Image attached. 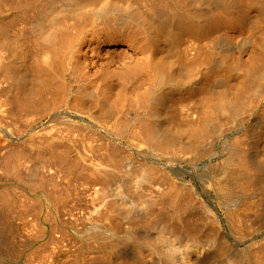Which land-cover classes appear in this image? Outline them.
Returning a JSON list of instances; mask_svg holds the SVG:
<instances>
[{
    "label": "rangeland",
    "instance_id": "rangeland-1",
    "mask_svg": "<svg viewBox=\"0 0 264 264\" xmlns=\"http://www.w3.org/2000/svg\"><path fill=\"white\" fill-rule=\"evenodd\" d=\"M0 1V251H3V254H0V264H169L165 256L167 251L165 242L168 240V243L174 241L185 243L187 240L193 241L194 239L193 242H197L198 239L201 247L204 246L207 251L209 250L204 256L199 257V255L195 254L197 255L196 264H264V207L261 206L264 204L262 202L264 200V198L262 199L264 197L263 0H161V2L160 0H153L156 6L160 5L158 7L164 14L162 15L160 12V15H162V21H165L166 25L169 23L168 20H172L177 15L181 17L189 16L195 20L196 24L199 22L197 26L202 25L199 30L188 29L189 31L186 30L187 32H181L177 20L181 17L177 16V22L172 20V24L171 21L169 23V25L173 26L176 36L168 40V42L166 41L162 45L158 44L157 46H151L150 41H147V35L145 33V35L142 34L137 28L128 29V32L131 31L130 33H133L132 31L136 33L137 31V34H139L138 39L134 43L138 42L137 40L143 41V43L141 46L140 42H138L139 44L136 43L138 45L132 44L131 47L133 49L124 52L125 57L122 55L123 53H120V51L124 50L123 45H101V47L100 45H92L90 48L83 45L85 42L90 41L91 38L98 37V33L94 32L96 29L91 23L92 19L85 18L82 14H79L80 16H76L73 19L69 15L71 20L67 17L69 11H67V4L63 0L58 1H62L63 3H61L66 5L67 10H65V6H62L56 0ZM167 3L168 5H166ZM147 8L143 7V12L147 11L146 14L150 10ZM177 9L181 10L180 14L177 13ZM188 10L191 15H189ZM168 12L172 13L168 15ZM174 13L176 16H174ZM192 14L196 15V17ZM64 15L66 16L65 18ZM170 15L171 17H168ZM101 20L104 21L105 18L100 19V22H102ZM68 23L70 24L67 25ZM54 27L57 30L53 29ZM143 35L144 37H142ZM71 40L75 41V43ZM2 42L6 43V45L4 46ZM53 43L56 44L54 45ZM68 45L72 46V53L65 55L62 51ZM150 46L154 48H152V51L149 49ZM112 47L115 48L114 52L109 53ZM50 48V51H46V49ZM145 50L147 54H145ZM149 50L156 53H152L153 56L155 55V61L164 64L163 74L168 81L167 85L162 89L163 91L165 90V93L163 91H161L162 94L156 93L159 92L158 83L152 85L155 75L141 69L140 72L143 74L137 70L138 72L129 78L131 80H128V82L123 81L124 83L127 82V85H124L121 79L116 80L114 78L112 82L118 85V81H121L127 88L126 92L134 89L135 93H141L139 88L145 86L144 89L147 94L151 91H153L151 93H154L149 94L150 98L146 95V91L141 89L142 87L140 88L142 91L140 94L142 95L141 99L136 97L137 94L135 95L134 92L131 91L132 93H130L129 91L128 96L130 98L127 96L129 100L123 98L127 95L126 93H123L122 97L116 96L118 94L117 90L113 91V88L104 87L106 91L99 89L102 80L99 78L100 82L94 77L98 72L100 73L101 62L111 61L108 67L109 72L115 74L116 71L120 72L123 68L126 69L132 59L138 62L141 59L150 57ZM78 51L80 52L78 53ZM140 51L143 52L141 53ZM70 55L74 57L72 59V67L69 69L66 66ZM85 55L88 56L85 57ZM91 55L93 56L91 57ZM100 55L102 58L98 57ZM63 58L64 60H62ZM76 58L83 61L81 62ZM136 58L138 59L136 60ZM254 58L257 59L255 62L259 60L261 64H258L260 62L255 63ZM51 59L59 63V65L61 64V67H59L62 72L66 71L63 74L66 76L67 83L69 80H73L72 83L74 84H87L91 90L97 89L96 92L99 96L95 95L100 97L103 92L104 97L106 94L108 98H104L101 95L102 98H99L101 100L99 102L98 97L93 95L95 100H92L93 96L91 95L92 97H86L88 101L85 98L82 100V97L81 103V100L73 102L71 97V99L69 96L67 98V95L65 97L60 90H54L56 92L50 90L49 93L45 90L43 92V89L39 87L42 91L37 88L38 92H40L37 94L36 91L35 93V90H31L33 89L31 84L34 83H31V81H34L33 78L39 80L48 75V73H45L47 70L44 65ZM113 60H115L114 63ZM43 62L44 65H42ZM86 62L87 64H85ZM252 63L255 64L253 65ZM39 64L41 68H39ZM83 64L86 66H83ZM77 65L80 66L76 67ZM255 65L258 67L255 68ZM42 66H44L46 71ZM85 68L87 69L84 71L83 69ZM41 69L44 70L43 73ZM76 69L78 73L76 72L74 75ZM96 69L99 71L97 72ZM72 70L75 71L72 72ZM80 70L83 72L81 73ZM86 74H89L88 78L85 77L87 76ZM148 74L150 77L153 76L152 79L149 77L151 82H148L149 78L145 76ZM81 76L83 78L80 79ZM37 77L40 78L38 79ZM86 80L87 82H82ZM94 83H96L98 88ZM131 83L137 85L133 87ZM145 84H150V89ZM139 85L141 86L139 87ZM127 86L131 87V89L128 90ZM151 86L153 89H151ZM155 86L157 87L155 88ZM91 87L96 88L92 89ZM28 88L30 95L29 92L25 93ZM34 89L36 88L34 87ZM32 91L35 94H32ZM110 91L111 93L112 91L115 92L112 93V96L114 94L113 98L110 95L111 93H109ZM105 92H108L109 95ZM143 93L145 94L143 95ZM155 94H158V96H154ZM31 96L32 98H29ZM143 96H147L148 101L150 99V105L153 107V114L151 111L152 117L149 118L151 119L152 128L155 129L157 134L156 142L163 146H169L166 141H169V139L173 140L174 146L179 145L178 148L173 146L172 149L174 150H179V147L189 149V146L195 143L197 146H201L197 147L196 150L195 148H190L191 152L185 150V155H180V157L183 156L182 158L177 156V159L172 156L171 159L170 156L157 155L149 143L140 149L135 148L130 142L132 141V130L134 131L137 127L138 129L142 128L146 123V120L142 118H147L146 116L150 115V113H145L146 108L150 106L149 103H145V105L143 102V106L140 105ZM115 98L118 100L120 98L121 101L116 99L115 102ZM164 98H168V100L164 101ZM42 99L44 100L41 102ZM108 99H110V102H108ZM70 100L74 104L70 103ZM85 100L87 103H85ZM102 100L107 101V103ZM101 102L107 105H101ZM132 102L136 107L132 105V108H130ZM137 102L140 103L138 104ZM77 103H81L79 111L77 109L80 106ZM75 104L78 106L74 107ZM140 107L143 110L141 115L142 110L139 109ZM240 109H242L243 115H240ZM237 112H240V114ZM138 117L139 120L137 121ZM104 122L105 125H103ZM114 128L121 129V131L124 129L123 137H118L110 132V129L114 130ZM75 137L79 139L77 140ZM85 137L86 140H84ZM234 141L237 142L238 147L241 145V148H239L245 154L244 156L242 153L244 159L246 158V161L250 163V169H254L251 173L254 175L253 177L256 175L257 181L252 178L254 180V182L252 180V183H257L254 188L256 186L258 189L255 188L257 190L254 195L249 194L246 196L247 200L246 197H244L245 199L241 198V201L238 199H225L226 202L224 203V198L221 200L222 197H218L219 193L217 188L214 187L217 181L219 182L220 179L223 181V178L226 177L222 166L227 158H232L236 152L237 144L235 143V147ZM210 142L213 143L211 144ZM90 144H93L92 147ZM105 145L111 149L108 148L110 149L108 151ZM172 145L170 146L172 147ZM83 146L87 148V151L90 150V153L87 154L89 159L98 158V156L103 157L105 151V154L107 153L109 156L106 154L107 156L105 155L104 158L110 157L113 151L118 150L116 152L120 153L119 160L122 163L119 166V171L123 177L122 181L124 180V187L134 192L133 194L132 192L131 194L129 193L131 200L125 201L115 196V182H110L109 180L105 182L99 176L93 175L91 169L86 166L88 164L86 161L89 159L85 155L87 151L85 149L82 150V148H85ZM209 149L212 150L213 154ZM80 150L83 152L82 154L85 152L84 156H82L81 152H78ZM111 150L113 151L111 152ZM192 150L195 154L199 150L203 152L199 151V156L196 154L198 156L196 158L195 154L192 155ZM92 151L93 153L96 152V156H92ZM230 151L232 153L235 152L232 154ZM78 154L83 158L80 156L78 158ZM83 159L86 161H83ZM68 163L71 165L70 168ZM216 166H220L221 170H219L220 167L217 168ZM212 168L214 171L211 170ZM224 175L225 177H221ZM148 176L154 177L151 185L147 183L148 181L144 182ZM213 182H216L215 186ZM188 185L193 187L196 194L198 193L199 203L203 202L201 204H204L202 207H200V204V206L194 207L189 203L190 200L187 199L189 191L188 189L186 190ZM177 189L179 190L178 192L176 191ZM168 190L172 194H183V192L186 193L188 191L184 194L185 196L187 195V200H185V203L179 204L180 206H173L171 197L164 195L169 192ZM102 191L106 192L107 199L104 200L105 203L100 198ZM164 191L166 192L164 193ZM157 196L161 199L155 201V199H158ZM153 198L155 199L153 200ZM251 198L254 204L257 203L255 201H258V204L255 205L257 206L256 208L251 203L253 202ZM248 199L251 202H248ZM245 202L248 205L250 203L253 204L252 206L254 207H247ZM101 203H103L102 206ZM184 204L191 207L187 205L185 207ZM151 207L153 210H158L159 216L155 219L153 218L152 221L149 219L150 221H147L148 224L145 223L144 225L146 220L142 221V219L144 217L146 219V214ZM236 207L239 208V213L242 214L241 219L245 218L244 220H246L242 222L243 228L245 226L247 229L250 227V230L246 229V236H243L245 235L243 234L242 239L236 234L237 231H234L235 224L234 220H232L233 218H231L233 215L229 216L234 211H237ZM258 207L261 210L259 208L256 212H260V217L259 213L254 212ZM241 209L243 210L241 211ZM106 210L111 213L112 216L110 217L113 218L109 219L110 222H108L112 226H116V229L120 228H118L119 233L117 236L120 239L114 243V247L111 245L112 242H104L102 244V242L95 241L94 243L90 236L93 233L90 230L94 227L92 224L94 222L96 224L102 223V218H104L102 215L104 216V213L107 212ZM209 211L214 216L217 215L216 219H218L219 225L216 226L220 231H216L215 224L210 219L209 214H207ZM243 213H246V217ZM248 213L256 218L250 214L248 215ZM99 219L102 221L100 220L99 222ZM139 221H142L143 224L140 225L142 222L139 223ZM137 224L139 225L134 227ZM178 224H180L179 229L181 226L180 231L177 228ZM172 225L176 229H173ZM193 225H195V228ZM232 226H234V229ZM127 227L129 229L132 227V230L130 231ZM167 227L170 230L171 228L173 229L171 230L172 234ZM175 230L177 231L174 232ZM246 230L242 232L245 233ZM128 231L129 234H132L130 235L131 238L128 236ZM191 231L196 232L192 233ZM175 234L178 235L176 236ZM87 235H89L88 238L90 240ZM97 242L99 246L102 244L100 248L96 244ZM105 244H110V246ZM2 245L6 250H3ZM104 245L107 246V249ZM207 245L210 246L207 247ZM4 251L6 252L4 253Z\"/></svg>",
    "mask_w": 264,
    "mask_h": 264
},
{
    "label": "bare ground",
    "instance_id": "bare-ground-1",
    "mask_svg": "<svg viewBox=\"0 0 264 264\" xmlns=\"http://www.w3.org/2000/svg\"><path fill=\"white\" fill-rule=\"evenodd\" d=\"M11 1V0H10ZM20 1V0H19ZM53 1V0H52ZM57 2H59L60 4H62L60 1H58V0H56ZM64 1V3L65 4H67V9H66V5L65 4H62V6H65L64 8H65V10H67V11H69V14H68V12H67V17H69L70 18V16H71V18L73 19V18H75L76 16L78 17V16H80L79 14H82V16L83 17H85V18H91L92 19V22L91 23H93V25H94V27H95V29L97 30H94V32H97L98 33V37H94V38H91L90 39V41H87V42H85L83 45H86L88 48H90L92 45H96V46H99L100 45V47H101V45L102 46H105V45H123L122 47H123V49L124 50H122V51H120V50H118V51H120V53L124 56V52H126L127 50H132L133 48L131 47V45L132 44H136V43H138V42H140L139 40H137L138 42H136V43H134V41H136V39H138L137 37H139L138 35L139 34H137L138 32L136 31V33H134V31H132L133 33H130V32H128V29H132L133 27H135V28H137V30L138 31H141L142 32V34H146L147 35V37L149 38H147V41L149 42V43H151L150 45L151 46H157L158 44L159 45H162L164 42H168V40H170V39H172V38H174L175 36H176V33L174 32V29H173V26L171 25L172 24V20H176V17L178 16H180V15H177L176 16V12L173 14L174 16H176V17H172L173 19L171 20L170 18V21H171V24L169 25V23H170V21L168 20V18H167V15H166V18H167V20H168V25H166V23H165V21L163 22L162 21V15H164V14H162V12H161V9L158 7V6H160V5H155V3H154V1H156V0H127L128 2L126 3V0H63ZM159 1V0H158ZM167 1V0H166ZM260 1V0H259ZM264 1V0H263ZM1 2V1H0ZM26 2V1H25ZM37 2V1H36ZM160 2H161V0H160ZM262 2V1H261ZM10 3V2H9ZM21 3V2H20ZM55 4H56V2H54ZM53 3V4H54ZM59 3H57V4H59ZM183 3V2H182ZM36 4V3H35ZM165 4V3H164ZM184 4V3H183ZM10 5V4H9ZM166 5H168V3L166 4ZM165 5V6H166ZM170 5V4H169ZM173 5V4H172ZM193 5V4H192ZM40 6V5H39ZM61 6V5H60ZM162 6H163V3H162ZM185 6H187V5H185ZM10 7H11V5H10ZM18 7V6H17ZM143 7H148L147 9H150L149 10V13H147L146 14V12L144 11L143 12ZM29 8V7H28ZM60 8V7H59ZM159 8V9H158ZM176 8H178V7H176ZM192 8V7H191ZM64 10V11H65ZM166 10V9H165ZM165 10H164V12H165ZM175 10V9H174ZM178 10V9H177ZM185 10V9H184ZM187 10V9H186ZM192 10H193V8H192ZM196 10V9H195ZM171 11V10H170ZM176 11V10H175ZM181 10H178L177 11V13H181L180 12ZM189 11V10H188ZM46 12V11H45ZM61 12H62V10H61ZM160 12H161V14L162 15H160ZM194 12V11H193ZM22 13V12H21ZM60 13V12H59ZM170 13H172V12H168L167 14L169 15ZM189 13H190V11H189ZM189 13H187V14H189ZM184 14H185V12H184ZM184 14H181V15H184ZM203 14V13H202ZM60 15V14H59ZM63 15V14H62ZM70 15V16H69ZM186 15V14H185ZM189 15H191V13L189 14ZM192 15H194V14H192ZM197 15H198V13H197ZM61 16V15H60ZM195 17H196V15H194ZM200 16V15H199ZM59 17V16H58ZM62 17V16H61ZM66 16L64 15V18H65ZM83 17H81V18H83ZM168 17H171V15L170 16H168ZM177 17V18H178ZM181 17V16H180ZM216 17V16H215ZM70 18V19H71ZM102 18H105V20L104 21H102V22H100V19H102ZM165 18V17H164ZM194 18V17H193ZM199 18V17H198ZM71 19V20H72ZM80 19V18H79ZM26 20V19H25ZM81 20V19H80ZM178 20V25H179V30L181 31V32H183V31H189L188 29H195L194 31H196V30H199V27L202 25H198L197 26V24H199V22L196 24V22H195V20H193L192 18H190L189 16H187V17H184V16H182L181 18H178L177 19ZM177 20L176 21H174V22H177ZM201 20V19H200ZM59 21V20H58ZM57 21V22H58ZM83 21V20H82ZM60 22V21H59ZM71 22V21H70ZM74 22V21H73ZM77 22V21H76ZM90 22V21H89ZM89 22H87V23H89ZM192 22V23H191ZM38 23H39V21H38ZM62 23V22H61ZM72 23V22H71ZM75 23V22H74ZM80 23V22H79ZM83 23V22H82ZM86 23V24H87ZM202 23V22H201ZM64 24H66V23H64ZM70 23H68L67 25H69ZM76 24V23H75ZM86 24H84V25H86ZM174 24V23H173ZM83 25V24H82ZM42 26V25H41ZM44 26V25H43ZM62 26V25H61ZM66 26V25H65ZM76 26V25H75ZM79 26V25H78ZM77 26V27H78ZM57 27V26H56ZM70 27V26H69ZM74 27V26H73ZM79 27H81V26H79ZM86 27V26H85ZM126 27H129V28H127L126 29ZM59 28V27H58ZM66 28H67V26H66ZM71 28H72V26H71ZM87 28H88V26H87ZM134 28V29H135ZM34 29V28H33ZM53 29H55V27L53 28ZM77 29H80V28H77ZM27 30V29H26ZM55 30H57V29H55ZM59 30V29H58ZM83 30H85V29H83ZM82 30V31H83ZM133 30V29H132ZM192 30V31H193ZM41 31H43V30H41ZM46 31V30H45ZM186 31V32H187ZM191 31V32H192ZM193 31V32H194ZM5 32V31H4ZM44 32V31H43ZM140 32V33H141ZM188 33H190V32H188ZM45 34H46V32H45ZM59 34V33H58ZM68 34V33H67ZM96 34V33H95ZM141 34V35H142ZM144 34V35H145ZM1 35V34H0ZM63 35H64V33H63ZM62 35V36H63ZM66 35V34H65ZM144 35L142 36V37H144ZM43 36H44V34H43ZM57 36V35H56ZM61 37V36H60ZM65 37V36H64ZM90 38V37H89ZM3 39V38H2ZM5 39V38H4ZM65 39V38H64ZM67 39V38H66ZM76 39V38H75ZM78 39V38H77ZM86 39H88V38H86ZM141 39V38H140ZM9 40V39H8ZM15 40V39H14ZM59 40V39H58ZM62 40V39H61ZM70 40V39H69ZM142 40H143V38H142ZM28 41V40H27ZM34 41V40H33ZM71 41H73V40H71ZM77 41V40H76ZM245 41V40H244ZM3 42H4V40H3ZM2 42V44L5 46L6 45V43L4 44ZM55 42H56V40H55ZM65 42V41H64ZM147 42V44H149ZM246 42V41H245ZM31 43V42H30ZM61 43H62V41H61ZM73 43H75V41H73ZM142 43H143V41L142 42H140V46L142 45ZM9 44V43H8ZM54 45L56 44V43H53ZM63 44V43H62ZM61 44V45H62ZM71 44V43H70ZM139 44V43H138ZM138 44H136V45H138ZM15 45H16V43H15ZM14 45V46H15ZM49 45V44H48ZM58 45H60V44H58ZM71 45H73V44H71ZM71 45H68V46H65L66 48L63 50L62 48V52L66 55H68V54H70V53H72V46ZM135 45V46H136ZM20 46V45H19ZM42 46H44V45H42ZM46 46V45H45ZM134 46V47H135ZM150 46V47H151ZM17 47V46H16ZM33 47V46H32ZM34 47H35V45H34ZM143 47V46H142ZM149 47V49H151V51L154 49L153 47H151L150 48ZM159 47V46H158ZM31 48V47H30ZM36 48V47H35ZM39 48V47H38ZM47 48V47H46ZM104 48V47H103ZM138 48V47H137ZM146 48V47H145ZM153 48V49H152ZM156 48V47H155ZM14 49V48H13ZM43 49V48H42ZM42 49H40V51H42ZM55 49V48H54ZM74 49V48H73ZM81 49V48H80ZM107 49V48H106ZM114 47H112V48H110V50H109V53H113L114 52ZM120 49H122L121 47H120ZM148 49V48H147ZM51 50V48L50 49H46V51H50ZM86 50H87V48H86ZM90 50V49H89ZM136 50V49H135ZM138 50V49H137ZM139 50H141L140 48H139ZM44 51V50H43ZM83 51V50H82ZM92 51V50H91ZM105 51V50H104ZM103 51V52H104ZM148 51V50H147ZM150 51V50H149ZM150 51V57H148V58H146V59H141V60H139L138 62L137 61H134V59H132V57L129 55V57H131V59L134 61H130L129 63H128V66H127V68H126V66H125V68L126 69H122V71H120V72H118V71H116V73L115 72H113V73H115V74H111L110 72H109V65L111 64V61H108V62H101V64H100V67H99V70H100V73L98 72L99 70H97V74L95 75V79H98L99 80V78H101V80H102V84H101V87L99 88V89H102L103 91L105 90L106 91V89H104V87L106 88H108V89H112L113 88V91L114 90H117V95L116 96H121V95H124L123 93H126L127 95H125L123 98H127V96H128V92L130 91L129 89H131V87L129 88V86H127L128 87V92H126V90H127V88L124 86V85H127L126 83L128 82V80H131V79H129V78H131L133 75H135V73H137L138 71L137 70H139V72H140V69L141 70H144L145 72L146 71H148V73H153V75H155L154 77H155V79L157 78V80H155L154 78H153V82H152V85H155V84H157L158 85V91L159 92H156V93H161L162 94V92L161 91H163L162 89L167 85V83H168V81L165 79V76H164V74H163V72H164V69H163V63H161V62H157V61H155V59H154V57H155V55L153 56L152 55V53L153 54H156V53H154V52H151ZM18 52V51H17ZM20 52V51H19ZM80 51H78V53H79ZM106 52V51H105ZM141 53L143 52V51H140ZM144 52H146V50L144 51ZM156 52V51H155ZM14 53V52H13ZM26 53V52H25ZM46 53H48V52H46ZM54 53V52H53ZM62 53V54H63ZM95 53H96V51H95ZM102 53V52H101ZM119 53V52H118ZM129 53V52H128ZM139 53V52H138ZM28 54V53H27ZM38 54V53H37ZM63 54V55H64ZM81 54V53H80ZM90 54V53H89ZM145 54H147V52L145 53ZM149 54H148V56H149ZM79 55V54H78ZM96 55V54H95ZM106 55V54H105ZM110 55V54H109ZM126 55V54H125ZM132 55V54H131ZM32 56V55H31ZM42 56V55H41ZM48 56V55H47ZM52 56V55H51ZM59 56V55H58ZM76 56H77V54H76ZM75 56V57H76ZM81 56V55H80ZM83 56V55H82ZM88 56V55H87ZM86 55H85V57H87ZM93 55H91V57H92ZM144 56V55H143ZM57 57V56H56ZM67 57V56H66ZM73 55L71 56L70 55V57H69V59L67 60V66L66 67H68L69 69L72 67V59H73ZM90 57V58H91ZM98 57H101V55L100 56H98ZM104 57V56H103ZM112 57H114L113 55H112ZM125 57V56H124ZM128 57V56H127ZM127 57H126V59H127ZM136 57V56H135ZM102 58V57H101ZM105 58H106V56H105ZM109 58V57H108ZM58 59H60V58H58ZM76 59H79V58H76ZM86 59V58H85ZM107 59V58H106ZM138 58H136V60H137ZM54 60H55V58H54ZM62 60H64V58L62 59ZM80 60V59H79ZM105 60V59H104ZM111 60V59H110ZM255 60H257L256 58H254V62H255ZM59 61V60H58ZM74 61H75V59H74ZM81 61V60H80ZM83 61V60H82ZM81 61V62H82ZM102 61V60H101ZM114 61L115 60H113V63H114ZM122 61V60H121ZM35 62V61H34ZM77 62H79L78 60H77ZM87 62H88V60H87ZM87 62L85 63V64H87ZM90 62V61H89ZM94 62H95V59H94ZM252 62V61H251ZM257 63L258 62H260L259 60L258 61H256ZM255 62V63H256ZM36 63V62H35ZM38 63V62H37ZM63 63H65V61H63ZM119 63V62H118ZM127 63V62H126ZM125 63V64H126ZM254 63V64H255ZM66 64V63H65ZM85 64H83V66L85 65ZM98 64V65H99ZM120 64V63H119ZM119 64H118V66H119ZM253 64V63H252ZM253 64V65H254ZM258 64H261V62L260 63H258ZM30 65H31V63H30ZM42 65H44V62L42 63ZM64 65V64H63ZM62 65V66H63ZM76 65V64H75ZM74 65V66H75ZM80 65H81V63H80ZM80 65H77L76 67H78V66H80ZM91 66H92V64H90ZM90 65H89V68H90ZM121 65V64H120ZM123 65V64H122ZM257 65V64H256ZM255 65V68L256 67H258V66H256ZM32 66V65H31ZM38 66H40V64L38 65ZM44 66H46V70L44 69ZM44 66H42V68L46 71L45 73H48V75L45 77V75H43L45 78H41V79H39L38 77V79L39 80H36L35 78H33V80L34 81H31V83L32 82H34L33 84H31V85H33V89H31V90H35L34 92L36 93V91H37V94L40 92H38V89L39 90H41L40 88H42L43 89V92H44V90L45 91H48L49 93H50V90H60V92H62L61 94H63L64 96L65 95H67V98H68V96H69V98L71 97L72 99H73V102L75 101V102H77L78 100L80 101L81 100V98H82V100L85 98L86 99V97L88 98V96H90V97H92L93 95L94 96H96V97H98L99 96V94H97V92H96V90H91L89 87H88V85L87 84H85V85H82L81 83H79V84H74V83H72L73 82V80H69V82L67 83L66 82V79H65V77L66 76H64V74L63 73H65V72H62V70L60 69V67H61V64L59 65V63H56V61H53L52 59L50 60V61H47V63H46V65H44ZM60 66V67H59ZM86 66V65H85ZM36 67V66H35ZM76 67H74V68H76ZM81 67H82V65H81ZM123 67H124V65H123ZM39 68H41V66L39 67ZM84 68V67H83ZM115 68V67H114ZM80 69V68H79ZM82 69V68H81ZM87 68H85V69H83L84 71L86 70ZM42 70V69H41ZM44 70H42V73L44 72ZM95 70V71H96ZM32 71V70H31ZM38 71V70H37ZM36 71V72H37ZM40 71V70H39ZM70 71V70H69ZM75 70H72V72H74ZM81 71V73L83 72L82 70H80ZM76 72L78 73V71H77V69H76V71H75V73H74V75L76 74ZM89 72V71H88ZM87 72V73H88ZM118 72V73H117ZM42 73H40V74H42ZM80 73V72H79ZM93 73V72H92ZM91 73V74H92ZM140 73H142V72H140ZM33 74H35V73H33ZM32 74V75H33ZM72 74V73H71ZM143 74V73H142ZM80 75V74H79ZM84 75V74H83ZM87 75V74H86ZM89 75V74H88ZM88 75L87 76H85V77H87L88 78ZM34 76H36V75H34ZM145 76H147V78H149L150 77V75L148 74V75H145ZM151 76H152V74H151ZM32 77V76H31ZM70 77H72V76H70ZM69 77V78H70ZM93 77V76H92ZM138 77V76H137ZM142 77V76H141ZM153 77V76H152ZM152 77H150L151 79H152ZM81 78H83L82 76L80 77V79ZM90 78H91V76H90ZM114 78H116V80H119V79H121V81L123 82V81H127V82H123L124 83V85L121 83V81H118V85H116L115 84V82H114V84H113V82H112V79H114ZM139 78V77H138ZM150 78H149V81L148 82H151V80H150ZM74 79V78H73ZM86 79V78H85ZM134 79V78H133ZM133 79H132V81H133ZM141 79V78H140ZM83 80V79H82ZM88 80V79H87ZM87 80L86 81H82V82H87ZM101 80H99L100 82H101ZM147 80V79H146ZM76 81V80H75ZM92 81L94 82V80H93V78H92ZM97 81V80H96ZM95 81V82H96ZM131 81V82H132ZM77 82V81H76ZM98 83V82H97ZM134 83V82H133ZM136 83V82H135ZM144 83H145V81H144ZM146 83H147V81H146ZM154 83V84H153ZM90 84V83H89ZM91 84H92V82H91ZM95 84V86H96V83H94ZM100 84V83H99ZM35 85V86H34ZM87 85V86H86ZM93 85V84H92ZM129 85V84H128ZM134 85H137V84H134ZM134 85L131 83V86H133L134 87ZM142 85V84H141ZM141 85H139V87L141 86ZM146 86H148V88L150 87L149 85H147V84H145ZM90 86V85H89ZM94 86V85H93ZM26 87H28V86H26ZM34 87L36 88V89H34ZM40 87V88H39ZM97 87V86H96ZM96 87H93V88H96ZM142 87V86H141ZM140 87V88H141ZM145 87V86H144ZM144 87H142L141 89L142 90H145L144 89ZM157 86H155V88H156ZM38 88V89H37ZM92 88V87H91ZM92 88V89H93ZM98 88V87H97ZM115 88V89H114ZM140 88H139V92H141L142 93V91L140 90ZM26 89V88H25ZM150 89V88H149ZM148 89V90H149ZM151 89H153L152 88V86H151ZM101 90V91H102ZM42 91V90H41ZM101 91H100V93H101ZM112 91V93H115V92H113ZM131 91H132V89H131ZM130 91V93H132V92H134L135 90L133 89V91L131 92ZM146 91V90H145ZM156 91H157V89H156ZM165 91V90H164ZM163 91V92H164ZM25 92V91H24ZM29 92V95H30V90H29V88L27 89V92H25V93H28ZM33 92V91H32ZM32 93V94H35V93ZM42 92V93H43ZM52 92V91H51ZM54 92H56V91H54ZM136 92H138V91H136ZM144 92V91H143ZM148 92H150V91H148ZM151 92H153V91H151ZM149 93L150 95L151 94H154V93ZM47 93V92H46ZM89 93V94H88ZM103 93V92H102ZM101 93V95L104 97V94H102ZM105 93H107L108 94V92H105ZM109 93H111V91L109 92ZM112 93L110 94L111 96H112ZM135 93V92H134ZM141 93H135V95L137 94V96L136 97H138V98H140L141 99V96L142 95H140ZM165 93V92H164ZM48 94V93H47ZM46 94V95H47ZM56 94V93H55ZM58 94V93H57ZM86 94H88V95H86ZM95 94H97V95H95ZM140 95V97H139V95ZM145 93H143V95H144ZM149 94H147V91H146V95H148L149 96ZM25 95H27V94H25ZM28 95V96H29ZM40 95V94H39ZM42 95V94H41ZM51 95V94H50ZM60 95V94H59ZM58 95V96H59ZM86 95V96H85ZM92 95V96H91ZM101 95H100V97H101ZM109 95V94H108ZM107 95V96H108ZM130 95H132V94H130ZM160 95V94H159ZM57 96V95H56ZM61 96V95H60ZM94 96H93V99L92 100H95L94 99ZM113 96H114V94H113ZM113 96H112V98H113ZM154 96H158V94L156 95H154ZM162 96V95H161ZM165 96V95H164ZM15 97H17V96H15ZM19 97V96H18ZM27 97V96H26ZM34 97V96H33ZM47 97V96H46ZM66 97V96H65ZM95 97V98H96ZM100 97H98L97 99L99 100V98ZM105 97H106V94H105ZM104 97V98H105ZM122 97V96H121ZM152 97V96H151ZM160 97V96H159ZM29 98H32V96L31 97H29ZM70 98V99H71ZM102 98V97H101ZM106 98H108V97H106ZM109 98H110V96H109ZM111 98V100H113ZM118 98V97H117ZM117 98H115V102H116V99ZM128 98H130L129 96H128ZM127 98V99H128ZM144 98H145V100H146V102H145V100H144ZM149 98H150V96H149ZM154 98H156V97H154ZM158 98V97H157ZM169 98V97H168ZM168 98H164L165 100L164 101H167L168 100ZM44 99H46V98H44ZM44 99H42L41 100V102L44 100ZM126 99V100H127ZM133 99V98H132ZM131 99V100H132ZM140 99H139V101H140ZM20 100H21V98H20ZM36 100V99H35ZM67 100V99H66ZM77 100V101H76ZM82 100H81V103H82ZM87 100V99H86ZM86 100H85V103H87L86 102ZM106 100V99H105ZM105 100H102V101H105ZM110 99H108V102H110L109 101ZM118 100V99H117ZM119 100H120V98H119ZM118 100V101H119ZM129 100V99H128ZM156 100V99H155ZM25 101V100H24ZM47 101V100H46ZM78 101V102H79ZM88 101V100H87ZM101 100H99V102H100ZM118 101H117V103H118ZM121 101V100H120ZM123 101V100H122ZM125 101V100H124ZM134 101V100H133ZM148 101V98H147V96L146 97H144L143 96V98H142V102L140 103V102H137L138 104L140 103V105H142L143 106V102H144V104L145 103H149V105H150V99H149V101ZM152 101H154V99H152ZM151 101V102H152ZM157 101V100H156ZM73 102H71V100H70V103H73ZM106 103H107V101H105ZM112 102V101H111ZM130 102V101H129ZM136 102V101H135ZM155 102V101H154ZM153 102V103H154ZM25 103V102H24ZM81 103H77V104H79V106H80V104ZM102 104L101 105H103L104 103L103 102H101ZM120 103V102H119ZM126 103H127V101H126ZM22 104V103H21ZM74 104V103H73ZM129 104H131V103H129ZM138 104H137V106H138ZM251 104V103H250ZM65 105V104H64ZM67 105V104H66ZM71 105V104H70ZM85 105V104H84ZM105 106L107 105V104H104ZM109 105V104H108ZM132 105H134L133 104V102H132V104H131V107H130V105H129V107L130 108H132ZM146 105V104H145ZM252 105V104H251ZM71 106H73V105H71ZM76 106H78V105H74V107H76ZM127 106V105H126ZM126 106H124V107H126ZM135 106V105H134ZM133 106V107H134ZM108 107V106H107ZM123 107V106H122ZM136 107V106H135ZM72 108V107H71ZM128 108V107H127ZM129 108V109H130ZM143 108H145V107H143ZM153 107L150 105V106H148L147 108H146V110H145V113H150V115L148 116L147 114V118H142L143 120H146V123H145V125L144 126H142V128H139L138 129V127L136 128L137 129V131H133L132 130V133H133V135L130 137L131 139H132V141H130L131 143H132V145L135 147V148H137V149H140L142 146H147V144L149 143V144H151V146H152V149L154 150V152H156L157 153V155L159 154V155H162V156H164V155H166V156H170V158L172 159V157L174 158H176L177 156H179L180 157V155H185L184 153V151L186 150H188V152L190 151L191 152V150H190V148H195V150L197 149V147H200L201 145H199V146H197V144L195 143V144H192V145H190L189 146V149H182V148H180L179 147V150H174V149H172L173 148V146H174V144L172 143V141L169 139V141H166V144H168L169 146H163V145H161L160 143H158V142H156V137H157V134H156V131H155V129H153L152 128V125H151V115L153 114V109H152ZM247 108V107H246ZM245 108V109H246ZM248 108H250V106H248ZM28 109V108H27ZM74 109V108H73ZM79 109H81V106H80V108L78 107V111H79ZM126 109V108H125ZM140 110H142V108L140 107L139 108ZM243 109V108H242ZM242 109H240V111H241V114H240V112H237V113H239L240 115H243V112H242ZM72 110V109H71ZM75 111H76V109H74ZM124 110V109H123ZM151 111H152V114H151ZM243 111H244V109H243ZM80 113H81V111H80ZM119 113H121V112H119ZM143 113V110H142V112L140 113V115ZM236 113V114H237ZM245 113V112H244ZM87 114V113H86ZM114 114H115V112H114ZM139 115V114H138ZM240 115H238V117H240ZM117 116V115H116ZM118 116H120V115H118ZM143 116H145V115H143ZM79 117V116H78ZM109 117V116H108ZM150 117V118H149ZM76 118H77V116H76ZM82 118V117H81ZM102 119H104L103 117H101ZM101 118H99L100 120H101ZM109 119V118H108ZM99 120V121H100ZM139 120V117H138V119H137V121ZM86 122V121H85ZM101 122V121H100ZM103 122V121H102ZM74 123V122H73ZM87 123V122H86ZM88 123H90V122H88ZM108 123V122H107ZM122 124H123V122H122ZM142 124V123H141ZM79 125V124H78ZM100 125L102 126V124L100 123ZM103 125H105V122H104V124ZM120 125V124H119ZM125 125V124H124ZM129 125V124H128ZM140 125V124H139ZM94 126V125H93ZM115 126V125H114ZM113 126V127H114ZM123 126V125H122ZM126 126V125H125ZM134 126V125H133ZM119 127V126H118ZM141 127V126H140ZM105 128H107V127H105ZM123 128V127H122ZM126 128V127H125ZM99 129V128H98ZM113 129V128H112ZM132 129V128H131ZM101 130V129H100ZM124 130V129H123ZM123 130L121 131V129H116V128H114V130H111L110 129V132H112V133H114L116 136H118V137H123V135H124V132H123ZM168 131V130H167ZM174 131V130H173ZM129 132H130V130H129ZM70 133H72V132H70ZM131 133V134H132ZM127 134V133H126ZM159 134V133H158ZM126 136V135H125ZM160 136V135H159ZM172 136V135H171ZM169 137V136H168ZM58 138V137H57ZM62 138V137H61ZM68 138V137H67ZM69 138H71V137H69ZM76 139H77V137H75ZM45 139V138H44ZM79 139V138H78ZM77 139V140H78ZM211 139V138H210ZM84 140H86V137H85V139ZM42 141H43V139H42ZM206 141V140H205ZM44 142V141H43ZM77 142V141H76ZM86 142V141H85ZM87 142H89V141H87ZM198 142V141H197ZM208 142H209V140H208ZM238 142H239V140H238ZM42 143V142H41ZM66 143V142H65ZM74 143V142H73ZM91 143V142H90ZM200 143V142H199ZM198 143V144H199ZM204 143V142H203ZM211 143V142H210ZM213 143V142H212ZM211 143V144H212ZM237 144V142H235L234 141V145H235V147H236V144ZM81 144V143H80ZM107 144H109V143H107ZM146 144V145H145ZM173 144V145H172ZM201 144V143H200ZM209 144V143H208ZM44 145V144H43ZM91 145V144H90ZM93 145V144H92ZM92 145H91V147H92ZM110 145V144H109ZM170 145H172V147L170 146ZM207 145V144H206ZM48 146V145H47ZM81 146V145H80ZM89 146V145H88ZM106 146V145H105ZM111 146V145H110ZM176 146V145H175ZM174 146V147H175ZM179 146V145H178ZM178 146H176V148H178ZM209 146V145H208ZM233 146V145H232ZM241 146V145H240ZM239 146V147H240ZM67 147V146H66ZM69 147H70V145H69ZM82 147V146H81ZM83 147H85V146H83ZM94 147V146H93ZM104 147V146H103ZM107 147V146H106ZM212 147V146H211ZM234 147V146H233ZM234 147V148H235ZM238 147V144H237V149H235V154H233L231 151V153L234 155L232 158L230 157V155H228L230 158L228 159L227 157V160L226 159H224V160H226V162H224V165L222 166V170L224 171L223 173L226 175V177H225V175L224 176H221V177H225V178H223L222 180L223 181H221V179H220V181L218 182L217 181V183L216 182H213L214 183V186H215V183H216V186L214 187V188H217V191H218V193H219V195H218V197H222V199L221 200H223V198H224V200L225 199H230V200H234V199H238V200H240L241 198H244V197H246V196H248L249 194H255L254 192L258 189L256 186H257V183H252V178H254L255 179V181H257L256 180V175H255V177H253L254 175L251 173V171H254V169L253 168H251L250 169V167H249V165H250V163L248 162V161H246V158L244 159V157H243V155L245 156V154H244V152H242V150L240 149ZM54 148V147H53ZM72 148V147H71ZM108 148H110L109 146L107 147V149ZM111 148H112V146H111ZM110 148V149H111ZM40 149V148H39ZM45 149H46V147H45ZM50 149V148H49ZM58 149V148H57ZM80 149V148H79ZM86 150L87 151V148L85 147V148H82V150ZM93 149V148H92ZM110 149H108V151L110 150ZM201 149H203V148H201ZM232 149V148H231ZM47 150V149H46ZM53 150V149H52ZM88 150H89V148H88ZM93 150H96V149H93ZM115 150V149H114ZM194 150V151H195ZM210 150V149H209ZM69 151V150H68ZM74 151V150H73ZM72 151V152H73ZM90 151V150H89ZM89 151H87L86 152V154H85V152H84V154L87 156V158L89 159V155H87V154H89L90 152ZM113 150H111V152H112ZM116 151H118V150H115V151H113L112 152V155L110 156V157H106V158H104L105 157V155L107 154H105V152H104V156L102 157V156H98V158H100V159H98V158H90L89 160H87L86 159V157H85V159L87 160H85V159H83V161L85 160L86 162V166L88 167V168H90L91 169V171L93 172V175H97V176H99L100 178H102L105 182L106 181H110V182H115V196H117L119 199L121 198V199H123V200H131V195H129V193L131 194V192H132V194L134 193L133 191H131V190H127L124 186V180L122 181V176H121V174H120V165L122 164L121 163V160H119L120 159V153H118V152H116ZM199 151H201V150H199ZM199 151H198V153H199ZM211 151V153H212V150H210ZM244 151V150H243ZM79 153L81 152V154L83 153L81 150L80 151H78ZM192 152H193V150H192ZM196 152V151H195ZM201 152H203V151H201ZM229 152V153H230ZM53 153V152H52ZM55 153V152H54ZM60 153V152H59ZM66 153H68V152H66ZM71 153V152H70ZM93 153V151L91 152V154ZM96 153V152H95ZM95 153H93L92 154V156H96L95 155ZM100 153V152H99ZM198 153H196V154H198ZM242 153H243V155H242ZM49 154V153H48ZM56 154H58V153H56ZM55 154V155H56ZM75 154H77V153H75ZM84 154H82V156H84ZM103 154V153H102ZM109 154H111V153H109ZM190 154H192V153H190ZM195 153L193 152V154L192 155H194ZM196 154L194 155L196 158L199 156V154H198V156H196ZM203 154H208V153H203ZM210 154V153H209ZM213 154V153H212ZM61 155V154H60ZM72 155V154H71ZM108 155V154H107ZM106 155V156H107ZM156 155V156H157ZM79 156H80V154H78V158H79ZM91 156V155H90ZM109 156V155H108ZM165 156V157H166ZM172 156V157H171ZM232 156V155H231ZM81 157V156H80ZM161 157V156H160ZM183 157V156H182ZM182 157H180V158H182ZM76 158V157H75ZM81 158H83V157H81ZM104 158V159H103ZM169 158V159H170ZM70 159V158H69ZM77 159V158H76ZM106 159H108V160H106ZM177 159V158H176ZM179 159V158H178ZM21 160V159H20ZM63 160V159H62ZM174 160V159H173ZM74 161V160H73ZM72 161V162H73ZM77 161H80V160H77ZM82 161V160H81ZM20 162V161H19ZM75 162V161H74ZM21 163V162H20ZM64 163H67V162H64ZM79 163V162H78ZM77 163V164H78ZM81 163V162H80ZM222 164H223V162H221ZM249 163V164H248ZM17 164H19V163H17ZM72 164V163H71ZM84 164V163H83ZM68 165H70L69 163H68ZM20 166V165H19ZM19 166H17V167H19ZM73 166H75V165H73ZM71 167V165L69 166V168ZM80 167H81V165H80ZM217 167V166H216ZM220 167V166H219ZM219 167H217V168H219ZM252 167V166H251ZM72 168H75V167H72ZM71 168V169H72ZM78 168V167H77ZM70 169V170H71ZM253 169V170H252ZM76 170V169H75ZM211 170H213V168L211 169ZM219 170H221V167L219 168ZM90 171V170H89ZM90 171V172H91ZM214 171V170H213ZM212 171V172H213ZM77 172V171H76ZM91 172V173H92ZM219 173H220V171H218ZM222 172V171H221ZM219 173H217V174H219ZM206 175V174H205ZM215 176V175H214ZM219 176V175H218ZM218 176H217V178H218ZM97 178V177H96ZM154 177L153 176H148V178H146L145 180H144V182H147L149 185H151V184H153V181H152V179H153ZM185 182V181H184ZM253 182H254V180H253ZM183 183V182H182ZM187 183V182H186ZM184 184V183H183ZM252 184H253V187H252ZM181 185V184H180ZM185 185V184H184ZM254 185H256L255 186V188H257L256 190H255V188H254ZM112 186V185H111ZM182 186V185H181ZM185 187H187V186H185ZM112 188H114V187H112ZM254 190H253V189ZM169 189V188H168ZM179 189H180V187H179ZM188 189V191H189V194H187L188 195V197H187V199H189L190 200V202L189 203H191V206L193 205L194 207H196V206H198L199 204L201 205H199L200 207H202L203 205L201 204V203H203V202H201V203H199V201H198V193L196 194V192L194 191V189H193V187L192 186H190V185H188V188H186V190ZM214 190H216V189H214ZM169 191V190H168ZM177 192L179 191L178 189L176 190ZM183 191V190H182ZM188 191H186V193L188 192ZM113 192V191H112ZM166 191H164V193H165ZM171 191H169V192H167V193H165L164 195H166V196H170L171 197V203H172V205L173 206H180L179 204H182V203H185V200H187L186 199V196L184 195V194H186V193H184L183 192V194L182 193H177V194H172V192L170 193ZM260 192V191H259ZM163 193V192H162ZM217 193V192H216ZM100 194V193H99ZM261 194V193H260ZM162 195V194H161ZM164 195H162V196H164ZM262 196V195H261ZM260 196V197H261ZM151 197H153V196H151ZM158 197V199L156 200L155 198H153V200L155 199V201H158L159 199H161V198H159V196H157ZM156 197V198H157ZM161 197V196H160ZM165 197V196H164ZM257 197V196H256ZM259 197V196H258ZM101 200H102V202L104 201V200H106L107 199V196H106V192L105 191H102L101 192ZM254 198V197H253ZM264 197H262V199H263ZM99 199V198H98ZM245 199V198H244ZM252 199V198H251ZM246 200H247V197H246ZM261 200V199H260ZM4 201V200H3ZM236 201V200H235ZM235 201H234V204H235ZM241 201V200H240ZM252 201H253V199H252ZM262 201V200H261ZM188 202V201H187ZM186 202V203H187ZM226 202V200L224 201V203ZM233 202V201H232ZM237 202V201H236ZM247 202V201H246ZM246 202H245V204H246ZM248 202H251V200L249 201V199H248ZM255 202H257V203H255L254 204V201L253 202H251V203H253L254 204V206L256 205V204H258V201H255ZM262 202H264V200L262 201ZM103 203H105V201L103 202ZM103 203H101V206L103 205ZM241 203H244V202H241ZM240 203V205H242ZM249 204L248 205V203L246 204L247 205V207H249L250 208V206H252L253 204ZM260 203V202H259ZM2 204V203H1ZM237 204H239V203H237ZM236 204V205H237ZM263 204V203H262ZM158 205V204H157ZM185 205V204H184ZM187 205V204H186ZM185 205V207H191L190 205H187L186 206ZM245 205V206H246ZM264 205V204H263ZM263 205H261L262 207H264ZM243 207H244V205H242ZM254 206H252V207H254ZM258 206H260V205H258ZM109 207V206H108ZM107 207V208H108ZM239 207V206H238ZM243 207H239V208H243ZM247 207H245V208H247ZM251 207V208H252ZM257 206H255V208H256ZM102 208V207H101ZM106 208V209H107ZM152 208V207H151ZM151 208L148 210V212H147V214H146V219H145V217L142 219V221H145L144 222V225H145V223H147L148 224V222L147 221H150L149 219H151V221H152V219L154 218H157V216H159V213L156 211V209L155 210H153V208H152V211H151ZM155 208V207H154ZM204 208V207H203ZM237 208V207H236ZM239 208H237V211H234V213L232 214L231 213V215H229L231 218H233L232 220H234V226H235V229H234V226H232L233 227V229H234V231H237L236 232V234H238L239 236V238L241 237V239L243 238L242 237V235L243 234H245V235H243V236H246V233H247V230H250V227L247 229L246 228V226L243 228V224H242V222H243V220L245 219V218H243V220L241 219L242 218V214L241 213H239L240 212V210H239ZM244 208V209H245ZM248 208V209H249ZM260 207H258L257 209H253L254 210V212H256V210L258 211V209H259ZM158 209V208H157ZM209 209V208H208ZM207 209V210H208ZM108 210V209H107ZM106 210V211H107ZM207 210H206V212H207ZM239 210V211H238ZM243 209H241V211H242ZM250 210V209H249ZM260 210H261V208H260ZM263 210V209H262ZM111 211V210H110ZM211 211V210H210ZM210 211L207 213V214H209V217H210V219L212 220V222L215 224V227L217 228V226L219 225V222L217 221L218 219H216V216H214L213 214H211L210 213ZM112 212H113V210H112ZM160 212V211H159ZM233 212V211H232ZM244 212V211H243ZM246 212H247V210H246ZM253 212V211H252ZM254 212H253V214H254ZM105 213H106V215H105ZM104 213V216L102 215V217H104V218H102V220L101 219H99V222H100V220L102 221V223H105V224H103L102 225V223H95L94 221V223L92 224V225H94V227L93 226H91V227H93V229H90V230H92L93 231V233H91V238L94 240V243H95V241H98L99 243L100 242H102V244H104V242H108V243H111V245H113L112 247H114V243H116L117 241H118V239H120V238H117V236H118V230L120 229L119 227V229L117 228L116 229V226L114 227V226H112L109 222H110V220H111V218L112 217H110V216H112L111 215V213L110 212H105ZM251 213V212H250ZM250 213H248V215L250 214ZM256 213H259L258 215H259V217H260V212H256ZM261 213H262V211H261ZM145 214V213H144ZM244 215H245V217H246V213H243ZM247 215V216H248ZM252 217H254V215H252V214H250ZM257 215V214H256ZM257 215V216H258ZM208 216V215H207ZM100 217V216H99ZM110 217V218H109ZM258 217V218H259ZM254 218H256V217H254ZM110 219V220H109ZM113 219V218H112ZM140 219H141V217H140ZM137 220V219H136ZM211 220H210V222H211ZM109 221V222H108ZM142 221H139V223H141ZM244 221H246V220H244ZM96 222H98V221H96ZM131 222H133V221H131ZM136 222V221H135ZM112 223V222H111ZM134 223V222H133ZM132 223V224H133ZM212 223V224H213ZM244 223H246V222H244ZM251 224H252V222H250ZM113 224V223H112ZM143 224V222L140 224V225H142ZM247 224V223H246ZM131 225V224H130ZM129 225V226H130ZM139 224H137V225H134V227L135 226H138ZM168 225V224H167ZM179 225L180 224H178L177 226V228L179 229ZM217 225V226H216ZM132 226V225H131ZM169 226V225H168ZM194 226V228H195V225H193ZM133 227V229H135ZM172 227H173V229H176V228H174V225H172ZM214 227V226H213ZM128 228V227H127ZM132 227H130V231L132 230L131 229ZM168 228V227H167ZM182 228H184L183 226H182ZM186 228H187V226H186ZM185 228V230L187 231V229ZM193 228V227H192ZM215 228V229H216ZM172 228H171V230H173ZM177 229V230H178ZM180 229H181V226H180ZM180 229L178 230V231H180ZM189 229V228H188ZM191 229V228H190ZM197 229V228H196ZM220 229V228H219ZM247 229V230H246ZM168 230H170L169 228H168ZM171 230H170V232H171ZM177 230H175L174 232H176ZM192 231H193V229H191ZM243 230H246V232L244 233V232H242ZM251 230H252V228H251ZM89 231V230H88ZM191 231V232H192ZM198 231V230H197ZM216 231H220V230H218V228H217V230ZM184 232V231H183ZM196 231H194V232H192V233H195ZM131 233V232H130ZM173 232H171V234H172ZM182 233V232H181ZM180 233V234H181ZM184 233H187V232H184ZM184 233H182V234H184ZM189 233H190V230H189ZM198 233V232H197ZM249 233V232H248ZM87 234V233H86ZM89 234H90V232H89ZM128 234H129V231H128ZM128 234H126V235H128ZM168 234L170 235V233L168 232ZM188 234V233H187ZM130 235H132V234H129L128 236H130ZM176 235V234H175ZM178 235V234H177ZM176 235V236H177ZM191 236H192V234H190ZM196 235V234H195ZM187 236V235H186ZM89 237V235H87V238ZM172 237V236H171ZM174 237V236H173ZM188 237V236H187ZM194 237V236H193ZM125 238V237H124ZM130 238H131V236H130ZM132 238H133V236H132ZM89 240H90V238H88ZM87 239V240H88ZM127 239V238H126ZM177 239V238H176ZM189 239V238H188ZM122 240V239H121ZM195 240V239H194ZM193 240V241H194ZM120 241V240H119ZM166 241V240H165ZM168 241V240H167ZM165 242V245H166V247H165V249H167V251H166V254H165V252H164V254H165V256L167 257V260L169 261V264H177V263H179V264H196L197 263V259H196V256L197 255H199V257L200 256H204L206 253H208V251H207V248H205L204 246L203 247H201V243H199L198 242V239H197V242L195 241V242H193L192 240L191 241H189V240H187L185 243L184 242H181V241H179V242H176V241H174V242ZM90 242V241H89ZM92 243H93V241H91ZM96 243L97 245L99 244V243ZM5 243V242H4ZM4 243H3V245H4ZM9 243V242H8ZM182 243H184V244H182ZM102 244H101V246H102ZM3 245H2V247H3ZM105 245H108V244H105ZM104 245V247L106 248L107 246H105ZM116 245V244H115ZM120 245V244H119ZM10 246V245H9ZM99 246V245H98ZM101 246H99V248L101 247ZM108 246H110V244L108 245ZM210 245H207V247H209ZM112 247H110V248H112ZM116 247V246H115ZM118 247V246H117ZM8 248V247H7ZM103 248V247H102ZM105 248H103V249H105ZM107 249V248H106ZM1 250V249H0ZM3 250H6L5 249V247H3ZM195 250V251H194ZM3 252V251H2ZM1 251H0V254L2 253ZM6 251H4V253H5ZM8 253V252H7ZM194 253V254H193ZM3 254V253H2ZM195 254H197V255H195ZM164 256V257H165ZM205 258V257H204ZM196 259V260H195ZM1 260V259H0ZM165 260H166V258H165ZM168 261H166V262H168ZM166 264H168V263H166Z\"/></svg>",
    "mask_w": 264,
    "mask_h": 264
}]
</instances>
